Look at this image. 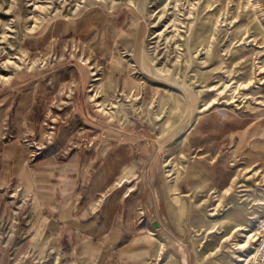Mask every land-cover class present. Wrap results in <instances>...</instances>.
Wrapping results in <instances>:
<instances>
[{
  "label": "rangeland",
  "instance_id": "obj_1",
  "mask_svg": "<svg viewBox=\"0 0 264 264\" xmlns=\"http://www.w3.org/2000/svg\"><path fill=\"white\" fill-rule=\"evenodd\" d=\"M98 4L128 10L140 33L135 48L119 49L124 69L128 67L122 77L107 76L106 62L82 42L35 54L25 49V35L46 19L70 18ZM69 59L88 67L85 94L111 123L141 121L160 148L163 182L154 198L160 211L155 220L165 228L162 252L153 253L147 264H248L264 217V159L250 162L242 147L264 140L263 1L0 0V84L25 65L56 66ZM73 87L71 100L75 83ZM66 90L63 98L52 101L49 123L56 125L53 117L68 106L51 111L56 100L67 99ZM218 108L235 114L241 127L195 146L200 144L192 142L191 130ZM55 131L47 127L43 139L28 143L49 145ZM198 160L211 166L222 161L230 171L227 182L219 185L195 175L202 169ZM152 204L143 201L140 206L153 210ZM150 225L144 238L148 248L158 237L157 227ZM18 227L0 217L2 242L27 237V228ZM40 241L37 231L26 252L28 264H81L67 255L72 249Z\"/></svg>",
  "mask_w": 264,
  "mask_h": 264
},
{
  "label": "crops",
  "instance_id": "obj_2",
  "mask_svg": "<svg viewBox=\"0 0 264 264\" xmlns=\"http://www.w3.org/2000/svg\"><path fill=\"white\" fill-rule=\"evenodd\" d=\"M134 21L128 10L98 4L70 18L46 19L25 35L24 46L35 54L82 42L106 62L107 76L120 78L128 67L119 49H133L140 40ZM90 78L86 64L69 59L56 66L25 65L0 84V217L14 229L21 224L28 230L20 240L0 239V264H28L26 252L37 231L39 245L52 240L72 249L67 255L81 264H147L153 253L162 252L165 226L155 220L160 211L154 202L163 182L160 148L141 121L111 123L85 94ZM73 83L77 90L70 105L53 117V140L30 145L43 139L52 101L63 98L62 90ZM241 124L235 114L214 109L190 137L202 147ZM242 147L250 162L264 159V140ZM32 152L37 153L33 159ZM195 163L202 167L195 175L227 182L230 171L222 161ZM143 201L154 204L146 220L139 212ZM150 223L158 237L148 248L144 238Z\"/></svg>",
  "mask_w": 264,
  "mask_h": 264
},
{
  "label": "built area",
  "instance_id": "obj_3",
  "mask_svg": "<svg viewBox=\"0 0 264 264\" xmlns=\"http://www.w3.org/2000/svg\"><path fill=\"white\" fill-rule=\"evenodd\" d=\"M74 87L73 84H70L69 87L67 86V94H66V98L65 100H63L62 102H58L56 100V105H52V109L51 111H53V109L58 108L57 105H61L64 106L65 104H69L71 101L72 96L74 95ZM55 103V102H54ZM47 120V119H46ZM49 120L46 121V125L47 127L50 129V133H53V131L55 130V123L54 122H48ZM36 152H33L31 157L32 159L36 157ZM139 212H140V216L143 220L147 219V215H149V213H151V209H149L146 205H142L139 207ZM258 230H257V236L255 239V244L253 247V251L249 257L248 260V264H264V217L262 219L259 220L258 224H257Z\"/></svg>",
  "mask_w": 264,
  "mask_h": 264
},
{
  "label": "bare ground",
  "instance_id": "obj_4",
  "mask_svg": "<svg viewBox=\"0 0 264 264\" xmlns=\"http://www.w3.org/2000/svg\"><path fill=\"white\" fill-rule=\"evenodd\" d=\"M243 230H247V229H244V228H243ZM248 237L250 238V235H249Z\"/></svg>",
  "mask_w": 264,
  "mask_h": 264
}]
</instances>
